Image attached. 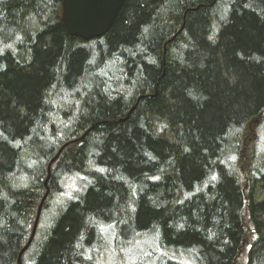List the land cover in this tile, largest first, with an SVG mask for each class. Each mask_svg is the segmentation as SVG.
<instances>
[{
    "label": "trees",
    "instance_id": "1",
    "mask_svg": "<svg viewBox=\"0 0 264 264\" xmlns=\"http://www.w3.org/2000/svg\"><path fill=\"white\" fill-rule=\"evenodd\" d=\"M61 2L0 0V264L47 188L20 264H264V0H124L87 41Z\"/></svg>",
    "mask_w": 264,
    "mask_h": 264
},
{
    "label": "water",
    "instance_id": "2",
    "mask_svg": "<svg viewBox=\"0 0 264 264\" xmlns=\"http://www.w3.org/2000/svg\"><path fill=\"white\" fill-rule=\"evenodd\" d=\"M123 3L124 0H62L60 18L69 35L87 41L101 37L109 30ZM49 175L50 169L48 167L45 185H47ZM48 191L47 188L38 205L30 237L18 254L17 264H20L21 255L28 248L34 237L42 205Z\"/></svg>",
    "mask_w": 264,
    "mask_h": 264
},
{
    "label": "rangeland",
    "instance_id": "3",
    "mask_svg": "<svg viewBox=\"0 0 264 264\" xmlns=\"http://www.w3.org/2000/svg\"><path fill=\"white\" fill-rule=\"evenodd\" d=\"M260 140V149L263 151L264 149V137ZM64 192L62 193L61 198H67L71 195V189L73 188V184L71 181V177L64 178ZM146 240V239H145ZM147 241V240H146ZM148 245L153 246V244L149 241H147ZM143 243L139 244H130V245H110V246H104L103 248V259L105 261V264H134L136 262V257L139 255L141 251L145 248V253L143 255L151 254L150 248ZM141 260V258L139 259ZM167 260L161 256L159 264H167Z\"/></svg>",
    "mask_w": 264,
    "mask_h": 264
},
{
    "label": "snow or ice",
    "instance_id": "4",
    "mask_svg": "<svg viewBox=\"0 0 264 264\" xmlns=\"http://www.w3.org/2000/svg\"><path fill=\"white\" fill-rule=\"evenodd\" d=\"M233 159H235V157H233ZM99 171L103 172L104 169H99ZM213 178L215 179V177H213ZM73 187H74V185H73Z\"/></svg>",
    "mask_w": 264,
    "mask_h": 264
}]
</instances>
